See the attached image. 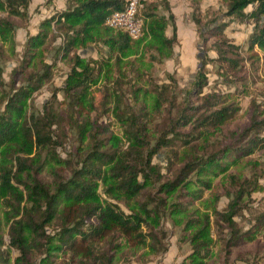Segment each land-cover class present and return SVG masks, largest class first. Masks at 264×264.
Here are the masks:
<instances>
[{
	"label": "rangeland",
	"instance_id": "obj_1",
	"mask_svg": "<svg viewBox=\"0 0 264 264\" xmlns=\"http://www.w3.org/2000/svg\"><path fill=\"white\" fill-rule=\"evenodd\" d=\"M194 1L199 5V26L192 19ZM226 2L227 0H151L145 3L143 9L147 8L146 14L154 17H143V33L134 40L126 53H117L100 40L104 36L114 35L115 31L96 28L93 33L100 39L92 43H79L67 58L62 57L63 31L54 26L52 29L41 28L40 23L58 12L66 11L70 6L68 0L64 9H55L54 6L53 13L36 23L34 30L28 27L29 15L26 19L11 17L0 9V111L4 108L7 94L13 88L30 91L29 86H33L34 82L28 80L29 74H42L45 63L51 67L50 77L37 90H33L23 104L27 116H40L52 111L62 118L59 125L52 126L53 144L41 155L30 154L34 160L40 158L39 163L45 162V168L39 177L49 184L68 178L73 169L81 166L80 161L91 145L92 134L102 140L104 147L109 150L122 151L127 146V141L123 132L124 122L120 117L122 111L128 108L135 112L144 108L151 119L155 118L154 123L150 124V131L153 132L159 127L157 125L162 124V114L165 116L169 110L168 103L160 111L155 110L154 85H168L170 95L176 97L178 102L183 101L205 51L212 59L208 61L205 70L207 85L200 96L191 99L201 103L206 94H218L221 103L223 100L225 103L234 102L239 110L223 131L212 132L197 142V156H203L206 150L216 151L226 143H235L239 133L250 125L253 118L263 122L260 135H264V63L247 49V38L253 29V22H238L236 18L223 15ZM50 4L53 5V0L45 1V5ZM250 8L251 6L246 10ZM170 13L174 16L177 33L175 41L169 46L161 38H156L153 32L162 34L165 38L172 36ZM213 16L228 24L224 30L225 37L229 43L238 45V73L242 79H234L227 65L214 59L218 56L214 40L210 38L204 42L199 35V28L205 30L206 21ZM156 27L159 29L156 30ZM40 29H48V37L44 45L36 50L31 64L22 70L26 40ZM74 55L88 61L94 68L88 87L92 106L85 103L80 108H74L75 117L84 124L83 131L81 126L70 124L66 120L69 112L73 111L70 104L74 98L72 93L66 91V87L73 81L69 73L72 69L70 57ZM77 69L80 70L79 67ZM17 71L20 72L16 73ZM96 125L101 126L98 133H95ZM12 154L10 151L7 159L2 157L1 162L9 165L11 157L15 162V155ZM189 154L193 157L195 152L190 149ZM152 163L157 166L160 175L152 176V184L147 185L144 193L137 199H130L115 190L106 192V187L113 185L108 177L105 181H98L97 202L115 203L126 213L138 212L142 209L141 203L149 202L148 207L152 213L148 222L156 238L148 242L155 246V250L148 245L139 247L134 255L128 258L118 257L114 264H264V148L232 165L224 174L193 172L182 184L169 191L161 190L159 186L176 177L181 163L171 164L164 150L154 155ZM201 180L208 181L210 187L205 188ZM238 189L246 192L232 220L240 233L251 231V237L246 238L243 243L228 247L231 228L215 212L226 210L231 199L236 197ZM5 197L7 195L0 190V221L5 243L3 248L10 254V263L13 264L19 252L9 246L4 214V210H8L4 205ZM54 226L48 227L47 233H55ZM46 256L48 260L41 261ZM68 257V254L60 250L46 251L36 254L32 263L77 264Z\"/></svg>",
	"mask_w": 264,
	"mask_h": 264
},
{
	"label": "trees",
	"instance_id": "obj_2",
	"mask_svg": "<svg viewBox=\"0 0 264 264\" xmlns=\"http://www.w3.org/2000/svg\"><path fill=\"white\" fill-rule=\"evenodd\" d=\"M31 1L0 0V9L7 16L26 19ZM149 1L151 0H147L146 4ZM68 3L70 6L66 11L58 12L40 23L41 28L52 29L54 26L63 31V58H67L79 43L98 41L100 37L93 33L96 28L115 31L114 35L104 36L100 40L120 54L126 53L134 40L139 38H132L121 28L105 25V20L111 13L124 8L125 0H68ZM249 6L251 8L246 10ZM193 7L192 19L199 26L201 19L197 1H194ZM146 9L140 11V17L152 16L146 14ZM223 15L236 18L238 22H253V29L247 38V49L264 63V0H227ZM173 18L170 13L171 37L165 38L164 35L153 32L156 38H161L169 46L175 41L177 33ZM2 22L6 24L5 21ZM227 26L226 22L213 16L206 21L207 28H199L198 32L204 42L210 38L214 40L213 45L218 54L214 59L226 64L234 79H242L238 73V45L227 41L224 33ZM47 30L40 29L28 36L22 70L31 64L36 50L44 45L49 34ZM70 59L72 69L69 77L73 81H70L66 91L72 93L74 100L70 104L73 111L69 112L66 120L70 124L81 126L83 131L84 124L75 117L74 108H80L85 103L92 106L88 87L94 68L78 55L71 56ZM201 60L183 101L178 102L176 97L170 95L168 85H154L155 110L160 111L161 107L167 103L169 105L165 116L162 114L163 122L157 125L159 127L150 131V124L154 123L155 118L151 119L144 108L138 112L129 108L122 111L120 119L124 122L123 132L127 146L120 152L109 150L104 147L102 140L92 134L91 145L80 161L81 166L73 169L68 178L56 180L53 184L39 177L45 168V162L39 163L40 158L34 160L30 154L41 155L53 144L52 126L59 125L62 118L52 111L40 116H27L23 105L31 92L50 77V65H43L42 74H29L28 80L34 82L33 86H29L30 91L13 88L7 94L4 108L0 111V190L7 195L4 205L8 210H4V214L9 246L19 252L13 264H33L36 254L53 250L68 254V258L77 264H114L118 257L128 258L134 255L139 247L148 245L155 250V246L148 242L156 238L148 222L152 214L149 202L141 203L140 211L130 213L124 212L112 202L99 203L96 201L98 181H105L108 177L113 185L106 187V192L115 190L130 199H137L144 193L147 185L152 184V176L160 175L152 159L161 150L167 152V159L171 164L181 163L176 177L159 186V189L169 191L182 184L193 172L224 174L232 165L264 148V135H260L263 122L253 118L250 125L239 133L235 143H226L216 151L206 150L203 156H197V142L212 132L223 131L239 110L234 102L225 103L223 100L221 103L218 94H206L201 103L191 99L200 96L207 85L205 70L208 61L212 59L205 51ZM18 72L20 71L16 73ZM100 129L101 126L96 125L95 133L100 132ZM190 149L195 152L193 157L189 154ZM10 151L15 155V162L11 157L9 165L2 163V157L7 159ZM200 182L205 188L210 187L208 181ZM244 192L246 191L238 189L227 209L215 212L231 228L228 247L243 243L246 238L251 237V231L240 233L232 220L240 208L239 202ZM52 225H55L56 232L49 234L46 229ZM2 228L0 221V264H11L10 254L3 248L5 243ZM197 235L198 232L195 237ZM44 260H48L47 256L41 259Z\"/></svg>",
	"mask_w": 264,
	"mask_h": 264
},
{
	"label": "built area",
	"instance_id": "obj_3",
	"mask_svg": "<svg viewBox=\"0 0 264 264\" xmlns=\"http://www.w3.org/2000/svg\"><path fill=\"white\" fill-rule=\"evenodd\" d=\"M147 0H125L124 8L111 13L105 20V25L111 28H121L132 38H138L143 33L144 20L139 16Z\"/></svg>",
	"mask_w": 264,
	"mask_h": 264
},
{
	"label": "crops",
	"instance_id": "obj_4",
	"mask_svg": "<svg viewBox=\"0 0 264 264\" xmlns=\"http://www.w3.org/2000/svg\"><path fill=\"white\" fill-rule=\"evenodd\" d=\"M46 0H32L29 5V12L28 15L30 16V26H28L31 30L35 29V24L39 23L44 18L50 16L53 13V9L57 8H66V1L67 0H53V5H45ZM38 11H35V9ZM32 32V31H31ZM36 33V32H35ZM34 33V34H35ZM33 34V32L31 33Z\"/></svg>",
	"mask_w": 264,
	"mask_h": 264
}]
</instances>
